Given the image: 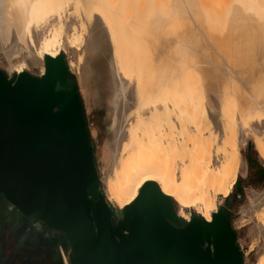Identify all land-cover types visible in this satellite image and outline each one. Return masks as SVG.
<instances>
[{
  "label": "bare ground",
  "instance_id": "6f19581e",
  "mask_svg": "<svg viewBox=\"0 0 264 264\" xmlns=\"http://www.w3.org/2000/svg\"><path fill=\"white\" fill-rule=\"evenodd\" d=\"M111 1L0 0V53L10 64L23 53L58 59L64 49L80 52L82 64L89 53L83 85L111 112L109 203L125 210L153 183L181 209L194 208L211 222L217 196L227 197L236 184L242 133L264 116V0H148L147 12H136L134 2L138 9L126 15L130 1ZM219 4L225 6L216 15L211 9ZM72 5L104 30L95 27L86 38L82 23L68 33L62 16ZM48 24L38 48L35 33ZM190 69L204 78L197 91L177 88ZM226 107L236 113L231 125ZM254 143L264 161V139ZM214 153L222 157L218 165ZM251 209L264 237V194ZM255 264H264V253Z\"/></svg>",
  "mask_w": 264,
  "mask_h": 264
},
{
  "label": "water",
  "instance_id": "95a60500",
  "mask_svg": "<svg viewBox=\"0 0 264 264\" xmlns=\"http://www.w3.org/2000/svg\"><path fill=\"white\" fill-rule=\"evenodd\" d=\"M59 59L42 78L24 72L15 81L0 70V194L62 233L70 264H245L220 211L178 228L170 198L153 183L114 219L76 84Z\"/></svg>",
  "mask_w": 264,
  "mask_h": 264
},
{
  "label": "rangeland",
  "instance_id": "374dc122",
  "mask_svg": "<svg viewBox=\"0 0 264 264\" xmlns=\"http://www.w3.org/2000/svg\"><path fill=\"white\" fill-rule=\"evenodd\" d=\"M117 1L118 3L119 1L122 2L121 0ZM127 1H130V4L132 3L133 7L130 8L131 5L126 7L125 15L126 12H135L138 8L140 9H138L136 12H144L142 10H145L144 7H146L145 5L148 4V0H132L133 2L131 0ZM127 1L124 3V5L127 4ZM159 1L165 3V1L163 0ZM159 1H156L155 4L158 3L161 5L162 3H159ZM134 2H137L138 8L133 5L135 4ZM116 3L117 2L115 1L114 4ZM160 5H158V7H155L159 8ZM219 6L221 5L219 4L218 7L216 6L217 8H213L214 10L211 9V11L213 13L215 12L216 15L220 13L219 11L223 13V7L221 6L220 8ZM134 7L136 10L133 9ZM146 10L145 12H147ZM134 12L131 13L134 14ZM83 17L84 15H81L77 12L75 13L73 5L68 8L62 16L63 21L66 23L67 32L71 34L74 32V29L80 31L82 23L86 24L87 27L86 38L89 37L95 27L96 31L97 29L104 30V26L101 21L97 20V22L95 21L94 25H92ZM56 19L57 18H54L55 21L58 20ZM84 20H86L88 23ZM49 26L50 25L48 24L44 27V29L42 28L36 31L35 39L38 48L40 45L39 43L48 31L47 29L49 28ZM144 41V43L147 44L149 40L146 38V40ZM149 43L150 41L148 42V45ZM79 55L80 52L78 54V52H76L75 50L64 49L61 52L59 61L63 63L68 69L67 80L69 84H76L77 93L80 97L82 115L86 122L87 132L90 138V144L93 147V156L98 177L100 180V189L105 194V180L108 178V171L113 168L110 158L108 159L106 155L108 154V148L106 146L108 140V133H110L111 129V126H109L108 128L107 119L111 117V112H109L104 106H100L99 104L93 102L94 89L91 90L89 89V86L87 87L86 85H83L85 84L86 79L85 77H83L82 73L84 71L85 62L89 57V53L85 55V61L82 64L79 63ZM24 56L25 53H23V55L21 56H17V58L15 57L13 59V63L10 64L0 53V70L5 73L9 79H15V81H17L20 74H17L16 71L18 70L19 66L25 64V73L28 76L34 78H42L47 72V63L50 58L45 57L44 59H41L38 55H35L34 58ZM71 62H74L73 67L70 65ZM198 71L199 70L197 69H190L189 73L186 74L187 76H185V74L183 75L181 81L178 83L179 86L177 85V88L179 87L183 89L184 87L185 90L189 89L193 91L194 89L195 91H197L199 86H202L203 84L201 81L204 80L203 75H200L202 73ZM123 76L126 77L127 75ZM184 77H187L185 79L188 81L185 82V79L183 80ZM119 103L120 100L117 101V104ZM227 107L225 108V111L228 112V114H225V117L227 115V119L231 122H226L231 125L230 123L236 122V113H234V110H232L231 107ZM242 134L244 138L241 142H239L241 161L237 181L232 191L227 197L222 198V196H217L216 202L218 208L216 212H219L220 208L223 206V204H225V201L231 198L232 193L235 190L238 182H241V186L243 187L244 193L239 199H236L235 195L232 197V200L234 202V205L231 208L232 223L235 228V231L237 232V242L243 253L244 263L255 264L259 256L264 253V237L260 236L257 230V220L255 218L254 211L251 209V202L257 200L264 194V180L262 182H259L255 179L256 175L253 171L248 173L247 156L250 153V155L264 169V161L259 157L258 153L256 152L254 143L255 138H258V136L264 139V116H262V119L259 120V122L255 121L253 126L247 127V129ZM221 161L222 157H217L214 153L213 164L218 165ZM168 203L170 205L171 210L176 214L177 219L179 220V225L173 224L178 228L185 227L186 224L190 222L193 218L203 219L202 216L198 214L197 210L194 208L181 209L172 198L169 200ZM110 210L114 215V219L116 221L120 220V218L115 215V213L119 211L118 206L114 203H111ZM182 212L189 216V221L185 216H180ZM20 213L21 212L15 206H13L2 194H0V264H67V260L70 264L68 255L70 252V246L67 240L63 237V235L60 233L44 231L43 222H36L35 220L32 221L24 219L21 217ZM42 234H46L49 242H47V246L43 247L44 249L41 250L38 246L39 244L37 243L42 242ZM63 253L65 254V259ZM45 257L46 260H44ZM60 260L62 263H60Z\"/></svg>",
  "mask_w": 264,
  "mask_h": 264
},
{
  "label": "flooded vegetation",
  "instance_id": "af4514ba",
  "mask_svg": "<svg viewBox=\"0 0 264 264\" xmlns=\"http://www.w3.org/2000/svg\"><path fill=\"white\" fill-rule=\"evenodd\" d=\"M247 168H248V173L249 172H254V174L256 175V180H258L259 182H262L264 180V169L262 168V166L260 164H258V162L250 155V153L248 154L247 156ZM244 193L243 191V187L241 186V182H238L235 190L233 191L232 193V196L231 198H229L227 201H225V204H223V206L220 208V213L222 214V216L227 220L229 221V223L231 224L232 228L235 230L234 226H233V223H232V210L231 208L233 207L234 205V202L232 200V197L235 195L236 196V199H239L242 194ZM13 205V204H12ZM14 206V205H13ZM21 214V217L24 218V219H27V220H32V221H36L38 222L39 220L37 219H30L26 216H24L22 213ZM42 222V221H41ZM44 223V222H43ZM44 231L46 232H55V233H60V232H57V231H53V230H50L48 229V227L46 226V224L44 223ZM236 232V231H235ZM62 234V233H60ZM63 235V234H62ZM61 235V236H62ZM236 236H237V232H236ZM64 237V235H63ZM65 238V237H64ZM41 239H42V242H38L37 244H39V248L42 250L44 249L43 247L47 246V242H49V240L47 239V236L46 234H42L41 236ZM47 239V240H46ZM70 254V252H69ZM68 254V255H69ZM44 260H46V257L44 258ZM60 263L61 260H60Z\"/></svg>",
  "mask_w": 264,
  "mask_h": 264
},
{
  "label": "built area",
  "instance_id": "2783aa9c",
  "mask_svg": "<svg viewBox=\"0 0 264 264\" xmlns=\"http://www.w3.org/2000/svg\"><path fill=\"white\" fill-rule=\"evenodd\" d=\"M64 259H65V254L63 253Z\"/></svg>",
  "mask_w": 264,
  "mask_h": 264
}]
</instances>
